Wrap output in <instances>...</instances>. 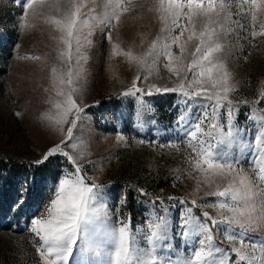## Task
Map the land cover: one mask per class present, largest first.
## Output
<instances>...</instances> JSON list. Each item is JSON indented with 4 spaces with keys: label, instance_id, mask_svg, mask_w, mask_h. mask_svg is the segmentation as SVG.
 <instances>
[{
    "label": "snow or ice",
    "instance_id": "1",
    "mask_svg": "<svg viewBox=\"0 0 264 264\" xmlns=\"http://www.w3.org/2000/svg\"><path fill=\"white\" fill-rule=\"evenodd\" d=\"M13 3L22 9L20 29H32L30 21L38 20L47 26L52 42L51 58L24 57L46 62L50 88H44L48 95L43 103L50 107L39 119L59 138L30 167L40 169L57 157H63L65 165L51 176L25 177L11 208L26 216L24 231L31 236L39 264H264V108L256 107L264 101V81L259 99L243 101L252 111L239 125L232 99L237 83L222 58L220 39L239 29L255 48L258 38L264 40V0ZM126 18H146L149 31L137 33L138 42L124 48L113 34ZM97 29L110 45L109 61L121 57L134 70L130 86L118 96L136 100L137 126L156 123L154 101L147 98L169 93L180 98L173 124L176 138L159 148L181 153L184 168L176 170L175 178L186 174L195 186L185 196L167 197L179 207L159 196L144 202L148 211L135 227L131 216L113 213L106 186L84 171V164L91 163L87 145L75 137L88 107L76 97L83 91L88 49ZM161 68L172 86L150 82L154 75L164 79ZM136 191L149 195L143 188ZM30 198L37 200L34 212L28 211ZM127 200L123 191L114 205L117 213Z\"/></svg>",
    "mask_w": 264,
    "mask_h": 264
},
{
    "label": "rangeland",
    "instance_id": "2",
    "mask_svg": "<svg viewBox=\"0 0 264 264\" xmlns=\"http://www.w3.org/2000/svg\"><path fill=\"white\" fill-rule=\"evenodd\" d=\"M21 12L13 0H0V264H39L31 236L24 231L26 216L17 215L11 208L16 190L25 177L51 176L65 166L64 158L57 157L40 169L30 167L31 162L40 158L59 138L39 119L50 107L43 103L48 95L44 88H50L46 62L24 59L30 54H47L51 58L48 28L36 20L30 21L35 25L32 29L21 30ZM244 23L247 25L248 21ZM148 25L146 18L136 21L126 18L119 32L113 35L127 48L134 40L138 42L137 33L149 31ZM155 30L151 28V32ZM92 39L86 80L81 81L83 91L76 97L81 106L88 107L78 123L75 137L87 145L86 159L91 163L84 164V171L106 186L113 213L124 218L131 216L135 227L142 223L148 211V203L144 202L159 196L165 198L166 204L176 203L179 207L167 197L185 196L195 186L186 174L180 180L175 178L176 170L184 168L181 153L159 148V144L176 138L173 124L180 98L175 93L147 98L154 101L156 123H146L143 128L137 126L136 100L118 96L130 86L134 70L121 57L109 61L110 45L99 29ZM220 39L224 45L222 58L237 83L232 99L239 109L237 123L243 126L245 115L252 111V106L243 101L259 99L260 82L264 81V40L258 38L253 48L239 29L222 34ZM160 74L164 79L154 75L150 82L172 86L163 68ZM256 107L264 108V101ZM18 112L20 116L16 115ZM118 135L125 139L118 141ZM140 140L145 143L140 144ZM149 141L157 143L150 145ZM137 188H143L149 195H139ZM123 191L128 192V200L117 213L114 205ZM46 202L45 195L39 205L42 207ZM29 205L28 211L34 212L37 200L30 198ZM170 210L176 212V209ZM206 210L213 213L210 208ZM196 212L199 215L200 210Z\"/></svg>",
    "mask_w": 264,
    "mask_h": 264
}]
</instances>
